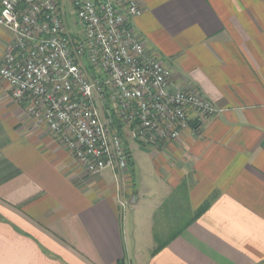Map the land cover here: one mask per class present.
<instances>
[{"label": "crops", "instance_id": "0c3cea01", "mask_svg": "<svg viewBox=\"0 0 264 264\" xmlns=\"http://www.w3.org/2000/svg\"><path fill=\"white\" fill-rule=\"evenodd\" d=\"M136 1L135 33L171 69L170 90L193 88L219 113L191 115L163 144L122 128L129 170L92 177L0 80V264H264V0ZM11 41L0 26V65ZM131 145L158 182L149 206ZM141 207L150 241L165 235L166 246L127 248L124 215Z\"/></svg>", "mask_w": 264, "mask_h": 264}, {"label": "built area", "instance_id": "2783aa9c", "mask_svg": "<svg viewBox=\"0 0 264 264\" xmlns=\"http://www.w3.org/2000/svg\"><path fill=\"white\" fill-rule=\"evenodd\" d=\"M61 3L0 0V26L12 35L0 80L33 127L46 129L88 175L129 170L122 128L137 143L163 144L190 127L191 115L219 113L193 88L170 90L171 69L135 33L143 13L136 0H70L75 37Z\"/></svg>", "mask_w": 264, "mask_h": 264}, {"label": "rangeland", "instance_id": "374dc122", "mask_svg": "<svg viewBox=\"0 0 264 264\" xmlns=\"http://www.w3.org/2000/svg\"><path fill=\"white\" fill-rule=\"evenodd\" d=\"M63 13H64V23L66 28L70 30V32L79 31L76 19L74 14L72 13V10L69 5L66 3L63 4ZM132 146V145H131ZM132 155L134 157V162L136 166V177H139V184L137 183L138 179L133 177V185H138L140 190L146 195V200L144 202H141L140 206L144 205H151L150 203L154 202L155 194L157 191L158 182H156L155 179L152 178V169H150L148 165V160L144 157L143 153L138 150L137 146H132ZM145 190V191H144ZM141 207L140 210H135L134 212L127 209V212L124 215L123 220V229H124V238L127 245V248H130L129 250L133 252L142 251L144 253L145 250L151 245L157 246L158 244L162 243L163 239L165 238V235H158L157 240H154L153 242L150 241L149 238V210ZM134 208V206L130 207L129 209ZM149 208V207H148ZM159 210V209H158ZM157 210V213L160 215L161 212ZM156 213V214H157ZM162 217H155L153 222L155 223V226L153 227L154 230L163 229V226H161ZM170 228V227H169Z\"/></svg>", "mask_w": 264, "mask_h": 264}, {"label": "trees", "instance_id": "16d2710c", "mask_svg": "<svg viewBox=\"0 0 264 264\" xmlns=\"http://www.w3.org/2000/svg\"><path fill=\"white\" fill-rule=\"evenodd\" d=\"M119 130H120V129H119ZM205 207H206V206L201 207V208L199 209V211H198L197 214H198V215L201 214V213L204 211ZM174 236H175V235H173V237H174ZM154 240H157V237H156V236L154 237ZM166 244H167V242H164V243L162 242V243L158 244V245H157V250L160 249V248H162V247H164V246H166ZM117 264H125V261H124V260L119 261Z\"/></svg>", "mask_w": 264, "mask_h": 264}]
</instances>
